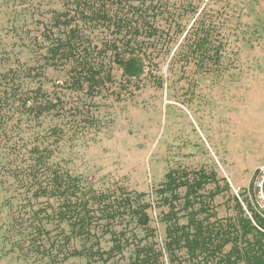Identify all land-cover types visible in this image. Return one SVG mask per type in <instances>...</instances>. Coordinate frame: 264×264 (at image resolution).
Listing matches in <instances>:
<instances>
[{
    "label": "rangeland",
    "instance_id": "rangeland-1",
    "mask_svg": "<svg viewBox=\"0 0 264 264\" xmlns=\"http://www.w3.org/2000/svg\"><path fill=\"white\" fill-rule=\"evenodd\" d=\"M61 4L62 0H0V264H114L90 262L84 256L53 263L50 257H37L34 246L24 242L38 232L33 216L38 213L45 222L52 221L60 204L56 198L24 193L20 178L33 162L29 153L35 145L55 149L49 163H60L85 187L146 193L142 200L152 203L148 211L160 243L166 239V223L161 220L166 207L154 190L171 167L208 166L229 181L234 195L249 197L254 174L264 164V0L211 1L206 21L211 26L197 35L210 38L206 60L195 46L194 32L205 5L197 0V12L184 18V30L159 40L163 60L175 67L145 73L138 82L141 89L130 98L96 96L94 112L102 127L75 138L70 108L78 104L85 108L91 96L69 88L67 69L42 67L49 47L42 24H51V9ZM112 29L99 31L106 35ZM183 64L205 68L176 66ZM18 65L24 66L16 81L21 89L13 99L8 93L16 87L5 88L12 74L4 75ZM113 74L119 84L122 72ZM40 85L42 92L37 93ZM45 94L50 98L62 94L66 109L44 115L40 109L30 113L17 109L26 96L36 100ZM8 97L13 106L6 103ZM60 129L67 135L58 148L50 133ZM232 193L217 197L221 211L231 210ZM45 231L54 240L57 234L60 238L70 234L71 227L66 221L61 226L51 222ZM84 243L76 238L71 245L81 250ZM102 246H112L109 235ZM131 253L125 250L126 259L120 255L116 259L127 264Z\"/></svg>",
    "mask_w": 264,
    "mask_h": 264
},
{
    "label": "trees",
    "instance_id": "trees-1",
    "mask_svg": "<svg viewBox=\"0 0 264 264\" xmlns=\"http://www.w3.org/2000/svg\"><path fill=\"white\" fill-rule=\"evenodd\" d=\"M196 1L62 0L59 9H51V24H42L43 35L49 42L44 57L46 63L42 67L67 69L69 88L85 90L91 96L85 108L79 104L70 108L73 138L79 133L88 136L102 127V121L94 112L96 96L130 98L141 89L138 82L145 73L175 67L171 61L163 60L165 51L160 53L159 40L184 30V18L197 12ZM203 1L205 5L199 13L202 19L195 36L208 31L205 28L212 0ZM195 22L197 24L198 20ZM112 27L106 35L99 31ZM196 38V51L206 60L210 38L207 34ZM183 61L184 58L178 62ZM202 65L176 66L195 70L205 68ZM23 68L18 65L4 75L12 74L5 88L8 90L11 84L17 90L5 93L13 99L21 89V83L16 81ZM115 70L122 72L119 84L113 74ZM39 92H42L41 85ZM5 100L6 103L11 101L13 106V100L9 97ZM21 108L26 113L40 109L39 114L44 115L53 110L63 112L66 102L62 94L55 98L45 94L36 100L26 96L17 107ZM50 134L58 148L67 135L64 129L51 130ZM54 152L50 146L31 148L29 158L33 162L20 178L28 196L32 193L35 197L56 198L60 203L52 221L45 222L38 213L33 216L32 225L38 232L24 242L29 241L34 246L37 257H50L57 263L72 256H84L90 262L121 264V258L126 259L125 250H130L127 264H264V218L253 208L251 187L247 192L249 197L242 199L232 193L229 181L213 168L182 164L171 167L154 190L157 201L166 207L161 219L166 223V239L160 243L155 240L156 231L151 226L148 209L152 203L142 200L146 193L123 190L118 194L113 190L85 187L77 175L65 170L60 163H49ZM226 193H232L228 200H233L234 204L232 211L223 212L216 199ZM65 221L71 227L70 234L62 238L57 234L52 240L51 234H46V223L56 222L61 226ZM108 235L112 246L104 249L102 242ZM76 238L85 242L83 249L71 245ZM118 255L121 258L116 259Z\"/></svg>",
    "mask_w": 264,
    "mask_h": 264
},
{
    "label": "built area",
    "instance_id": "built-area-1",
    "mask_svg": "<svg viewBox=\"0 0 264 264\" xmlns=\"http://www.w3.org/2000/svg\"><path fill=\"white\" fill-rule=\"evenodd\" d=\"M250 196L254 210L264 218V164L254 174Z\"/></svg>",
    "mask_w": 264,
    "mask_h": 264
}]
</instances>
